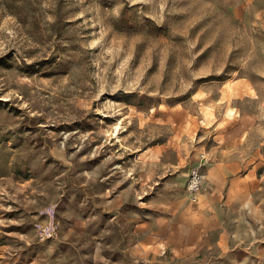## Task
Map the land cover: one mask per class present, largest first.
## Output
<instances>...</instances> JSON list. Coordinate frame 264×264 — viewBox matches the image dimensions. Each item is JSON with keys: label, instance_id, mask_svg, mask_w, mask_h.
I'll return each mask as SVG.
<instances>
[{"label": "rangeland", "instance_id": "obj_1", "mask_svg": "<svg viewBox=\"0 0 264 264\" xmlns=\"http://www.w3.org/2000/svg\"><path fill=\"white\" fill-rule=\"evenodd\" d=\"M0 264H264V0H0Z\"/></svg>", "mask_w": 264, "mask_h": 264}, {"label": "crops", "instance_id": "obj_2", "mask_svg": "<svg viewBox=\"0 0 264 264\" xmlns=\"http://www.w3.org/2000/svg\"><path fill=\"white\" fill-rule=\"evenodd\" d=\"M203 162V160L201 161V163ZM206 162V160H205ZM188 180V179H187ZM187 183V181H186ZM186 187V185H185ZM186 193L188 196V201L191 203H197L199 204V197L200 195L197 196L196 200L192 199V196L190 194V192H188L187 187H186ZM172 206V204H171ZM49 207V206H48ZM48 207L42 209L39 214L41 216H45L47 217L48 221L47 222H41V223H46V224H50V222L54 223V217L51 218L49 217L47 214H45V210L48 209ZM192 208V207H191ZM177 216H190V215H196L192 209L186 210L185 206L183 205V203H179L177 205ZM56 220V218H55ZM57 223V222H56ZM60 224H55L56 226V230L59 227ZM195 227V226H194ZM36 231V228H35ZM177 234L180 236L179 240H177ZM36 237L37 239H39L41 242H46L51 240L54 236H52L49 239H44L41 238L39 236V234L36 231ZM156 236L154 235H144L143 237H141V239L138 241V243L134 246L131 247V249H129L130 257H134L137 259H145V258H150L149 261L153 262L155 258L160 257L161 255L165 254V253H169L172 257V260H175L176 256H184V255H189L191 253H199L201 252V247L197 244H191L189 245L188 242V234H187V230L185 226H179L177 227H170L168 229V232L166 233V236L163 238L162 243L163 245H160L159 247V252L155 251L154 248L158 246L159 241L157 238H155ZM167 246V248L165 247ZM238 245L235 247L237 249ZM246 250V252H250V254L252 255V253L254 251H258L260 249H254L250 246H245L244 248Z\"/></svg>", "mask_w": 264, "mask_h": 264}, {"label": "built area", "instance_id": "obj_3", "mask_svg": "<svg viewBox=\"0 0 264 264\" xmlns=\"http://www.w3.org/2000/svg\"><path fill=\"white\" fill-rule=\"evenodd\" d=\"M205 159H206V157H203V159H202L203 162L200 165V167H197V168L191 170V173L189 174V177L187 180L186 187H187L188 192H190L193 200H196L197 194L199 193V191L202 188L201 186H202V183L204 181L205 175H204L203 171H201L200 169L203 166V164L205 163ZM44 212H45V214H48L49 217L53 218L54 213H55V209L50 206ZM35 228H36V231L39 234V236L41 238H44V239L51 238V236H53L54 233L56 232V226L52 222H50V224L37 222L35 225Z\"/></svg>", "mask_w": 264, "mask_h": 264}, {"label": "bare ground", "instance_id": "obj_4", "mask_svg": "<svg viewBox=\"0 0 264 264\" xmlns=\"http://www.w3.org/2000/svg\"><path fill=\"white\" fill-rule=\"evenodd\" d=\"M56 213V212H55Z\"/></svg>", "mask_w": 264, "mask_h": 264}]
</instances>
